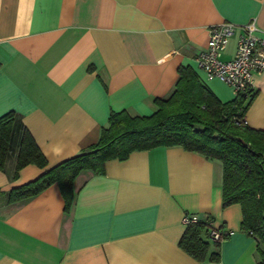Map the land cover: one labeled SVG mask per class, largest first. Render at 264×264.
<instances>
[{
    "label": "crops",
    "instance_id": "1",
    "mask_svg": "<svg viewBox=\"0 0 264 264\" xmlns=\"http://www.w3.org/2000/svg\"><path fill=\"white\" fill-rule=\"evenodd\" d=\"M251 19L264 36V0H0V116L21 114L47 158L16 178L0 168V188L95 143L113 110L154 112L180 65L222 101L235 98L194 57L207 46L208 27L227 20L239 26L224 53L231 57ZM254 82L244 119L264 130V69ZM74 186L69 210L57 183L0 204V264H264L257 239L241 229V205L223 206L218 159L179 145L135 150L107 160L103 174L82 170ZM186 213L229 230L219 259L181 248Z\"/></svg>",
    "mask_w": 264,
    "mask_h": 264
},
{
    "label": "trees",
    "instance_id": "2",
    "mask_svg": "<svg viewBox=\"0 0 264 264\" xmlns=\"http://www.w3.org/2000/svg\"><path fill=\"white\" fill-rule=\"evenodd\" d=\"M178 73L171 94L155 98L154 112L132 115L125 109L113 110L95 143L32 180L10 190L0 188V204L34 196L57 183L69 210L75 198L74 182L82 170L103 174L109 159H125L135 150L179 145L222 162L223 206L241 205V229L257 239L264 256V130L244 120L249 104L245 95L222 101L192 66L180 65ZM27 164L43 167L47 158L22 115L11 110L0 116V168L16 178ZM211 221L213 218L207 217L188 223L180 238L181 248L197 260L220 257L221 240L226 235L211 239Z\"/></svg>",
    "mask_w": 264,
    "mask_h": 264
},
{
    "label": "built area",
    "instance_id": "3",
    "mask_svg": "<svg viewBox=\"0 0 264 264\" xmlns=\"http://www.w3.org/2000/svg\"><path fill=\"white\" fill-rule=\"evenodd\" d=\"M238 28L236 23L228 20L210 25L207 46L196 54L194 60L208 76L217 77L232 86L236 95L250 97L255 91V73L264 69V36L255 19L240 25L234 52L225 58L230 39ZM199 219L197 213H186L183 217L186 224ZM210 224L211 239L219 240L229 234V230L214 226L213 221Z\"/></svg>",
    "mask_w": 264,
    "mask_h": 264
},
{
    "label": "rangeland",
    "instance_id": "4",
    "mask_svg": "<svg viewBox=\"0 0 264 264\" xmlns=\"http://www.w3.org/2000/svg\"><path fill=\"white\" fill-rule=\"evenodd\" d=\"M15 161V154H12L11 155V158H10V162L13 164Z\"/></svg>",
    "mask_w": 264,
    "mask_h": 264
}]
</instances>
